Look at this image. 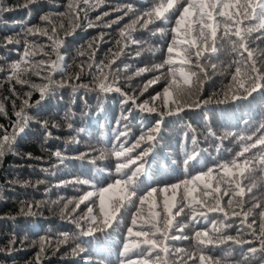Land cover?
Returning <instances> with one entry per match:
<instances>
[{
	"label": "snow or ice",
	"instance_id": "obj_1",
	"mask_svg": "<svg viewBox=\"0 0 264 264\" xmlns=\"http://www.w3.org/2000/svg\"><path fill=\"white\" fill-rule=\"evenodd\" d=\"M40 2L41 0H23L21 5L10 7L5 5L4 0H0V15L17 8L30 9ZM105 3L106 0H68L65 11L41 15L40 20L44 26L34 24L22 28L24 48L20 59L7 63L6 66L0 65V72L6 73L4 81L11 85V96L0 99V115L8 117L5 101H10L12 115L15 117L14 120L8 117L11 131L0 125V159L6 152L13 151L15 139L31 121L28 109L38 106L59 89L71 88L73 94L81 89L85 94L95 92L100 101L109 93H117L123 97L122 104L132 106L128 110L129 114L138 110L140 113L156 114L161 119L153 127L142 130L129 143L132 131L127 123L129 116L121 114L114 129V142L110 149L102 150L98 158L103 159L106 155L114 157L117 174L133 166L135 170L127 180L116 179L114 183L99 190L90 185L89 181L77 179L75 183L89 185L92 190L85 191L78 198L69 199L61 209V217L74 223L79 230V236H88L104 231L118 221L122 223L118 219L121 210L128 212L134 209L126 227L119 264H264V195H256L255 183L244 185L241 180L249 179L257 171V167L261 176H264V122L251 134L229 133L224 137H216L215 132L209 129V135L221 141L228 135L234 136L240 147L230 161L220 166L223 175L215 184L211 182L213 169H208L190 178L148 190L141 196L134 190V179L143 172L144 160L155 147L163 118L179 115L186 108H200L212 102L211 97L207 100L200 99L204 84L211 78L207 70L209 65L204 63L207 59L205 53L235 54L228 63V69L231 70L228 73L230 82L226 86L223 99L216 100V103L235 102L264 88V51L259 50L256 45L257 41L264 43V0H153L139 14L134 5L128 3L112 9L122 13L114 20H104L111 14L108 11L91 19L89 12ZM130 13L134 15V19L119 28L115 49L110 48L104 59L96 60L99 46L108 35L100 31L88 42L87 51L79 52L82 57L87 55V59L76 65L78 71H67L60 52L64 46V37L73 35L77 29H109L113 24L119 25ZM157 21L165 27L152 30L150 25ZM138 29L150 31L152 36L159 35L161 38L170 34V39L164 45L166 52L159 63L137 68L133 73L135 77L146 73L159 74L146 80L138 94H129L120 86L119 74L128 71L131 66L127 63L121 66L117 61L125 55V49L130 45L141 44L133 36ZM29 37H46L48 43H38ZM20 43V39L9 36L0 46ZM135 55L139 57L141 51H137ZM36 56L44 58L33 59ZM211 68L215 72L217 65L212 64ZM56 72L63 73V78L54 79ZM85 72L91 75V81L77 83ZM29 73L40 77L42 82L35 83L28 79ZM128 79H132V76ZM162 79L166 85L162 91L137 102L140 96L154 85H159ZM15 85L27 86L29 90L21 94ZM33 92L40 93V99L35 104L30 102ZM37 123H42V127L47 129L49 122L45 120ZM72 127L69 123L68 128ZM83 132L85 130L81 128L77 134ZM192 143L196 144L195 138ZM196 155L194 150L189 159H194ZM55 156L60 163L64 162L65 157L60 151L55 152ZM79 159L84 160V154ZM91 163L95 165L96 158ZM67 183L70 182H63L56 187L66 186ZM222 184L225 185L223 188ZM181 189L178 200L177 193ZM82 204L86 205L87 210L83 214H77ZM93 205L98 207V211ZM33 207L39 208L40 202L35 205L26 204L21 208V214L38 215ZM173 209H176L175 212ZM182 214L187 220L177 221L176 218ZM201 221L211 226L198 228ZM234 224L233 235L227 229L233 228ZM188 229L192 232L191 236L186 232ZM71 239L68 233H60L55 240L51 236L32 240L31 247L38 248V251L28 264H43L49 258V251L55 255ZM27 240V236L19 239L20 248H17V234L13 233L7 244L0 246V256L7 257L16 251L25 250ZM182 240L193 241L191 251L175 247L171 243ZM221 245L228 248L244 245L249 247L239 257L229 259L230 253L224 249H221L224 251L223 256L212 254ZM84 251L83 247L75 243L71 256H79ZM0 264L6 262L0 261Z\"/></svg>",
	"mask_w": 264,
	"mask_h": 264
},
{
	"label": "trees",
	"instance_id": "obj_2",
	"mask_svg": "<svg viewBox=\"0 0 264 264\" xmlns=\"http://www.w3.org/2000/svg\"><path fill=\"white\" fill-rule=\"evenodd\" d=\"M67 2L68 0H41L30 9L17 8L15 11L0 15V45H3L6 37L9 36L21 40L19 45L0 46V65L6 66L7 63L20 59V53L24 48L23 27L34 24L44 26L40 20L41 15L63 12ZM4 3L6 6L16 7L21 5L23 0H4ZM128 3H132L139 14L149 7L153 0H106L100 8L89 12V17L94 19L95 16L108 11L111 14L104 20H114L122 13L112 9ZM131 19H134V15L130 13L119 25L113 24L109 29H77L73 35L64 37V46L61 47L60 52L64 57L67 71H78L76 65L87 59V55L82 57L79 52L81 50L86 52L88 42L100 31L108 35L99 46L96 60L104 59L110 48L115 49V40L119 38V28L129 23ZM65 24L67 26V21ZM172 24H174V17ZM157 27H165V25L160 24L159 21L150 25L152 30ZM133 36L141 41V44H133L125 49V55L117 61V64L122 66L127 63L131 66L128 71H122L119 74V84L129 94L133 92L138 94L143 83L159 73H146L140 77H135L133 73L137 68L159 63L164 58L166 52L164 45L170 39V34L161 38L159 35L152 36L150 31L138 29ZM29 39L38 43H48L46 37H29ZM256 45L259 50L264 51V43L257 41ZM137 51H141L139 57L135 55ZM234 55L229 52L205 53L207 59L204 63L209 65L207 70L211 78L204 84L200 99L207 100L211 97L212 102L200 108H186L179 115L163 118L155 147L144 160L143 172L134 179V190L138 196L158 186L190 178L208 169H213L211 182L215 184L216 180L223 175L220 166L230 161L240 150L239 141L234 136L228 135L222 141L216 137H224L229 133L251 134L258 129L261 122H264V88L235 102H215L224 97L226 86L230 82L228 73L231 70L228 69V63ZM41 58L44 57L36 56L33 59ZM212 64L217 65L215 72L211 68ZM5 75L6 73L0 72V83H2L0 99L11 96L9 91L11 85L4 81ZM129 76H132V79H128ZM27 78L35 83L42 82L40 77L31 73ZM53 78L60 80L63 78V73L56 72ZM90 81L91 75L85 72L77 83ZM164 86L166 85L162 79L159 85L149 88L137 102L156 95ZM15 87L21 94L29 90L27 86L15 85ZM39 99L40 93L33 92L30 102L35 104ZM122 100L123 97L117 93H109L103 101H100L95 92L85 94L81 89L73 94L71 88H63L38 106L28 109V114L32 117L31 121L15 139L13 151L6 152V155L0 159V246L6 245L13 233L17 234V248H20L19 239L27 236L28 240L24 245L25 250L16 251L7 257L0 256V261H5L6 264H28L38 251V248L31 247L32 240H38L43 236H51L55 240L60 233H68L72 237L69 243L62 245L55 255L49 251L47 253L49 258L44 260L43 264H98V262L99 264H119L126 227L130 223L131 211L134 209L128 212L121 210L118 219L122 220V223L118 221L104 231L88 236H79V230L74 223L61 217V209L69 199L78 198L85 191L92 190L89 185L75 183L77 179L87 180L90 185L99 190L114 183L116 179L127 180L135 170L133 166L117 174L115 158L106 155L105 158L99 159L100 152L110 149L114 142V129L117 127L116 122L121 118V114L129 116L127 123L132 130L129 143L134 141L142 130L153 127L161 118L156 114L140 113L138 110H133L129 114L128 110L132 106L122 104ZM5 109L8 117L14 120L10 101H5ZM8 117L0 115V125H4L11 131ZM45 120L49 122L47 129L42 127V123H37V121ZM69 123L72 124V129L68 128ZM81 128L85 132L77 134ZM209 129L215 132L216 137L209 135ZM193 138L196 139V144L192 143ZM194 150L197 155L194 159H189V155ZM57 151L65 157L63 163L56 158ZM29 153L30 156L27 155ZM81 154H84V160L79 159ZM93 158H96L95 165L91 163ZM241 180L244 185L255 183L256 195L258 197L264 195V176H261L258 167L249 179L241 178ZM66 181L70 183L63 187H56ZM224 186L221 185L222 188ZM226 200L227 197H225ZM36 202H40V207H33V211L38 215L21 214L22 207L26 204L35 205ZM93 206L98 211V207ZM86 210V205L82 204L77 214H83ZM175 210L173 209L174 212ZM176 219L184 222L187 217L182 214ZM235 222L238 223V220ZM210 226L203 221L197 225L198 228ZM186 232L189 236L192 235L190 229ZM227 232L234 235L235 224L233 228L227 229ZM75 243H78L85 251L79 256L72 257L71 249ZM171 243L175 247L192 250L193 241L191 240ZM248 247L244 245L239 248L235 246L228 248L221 245L212 254L223 256L224 251L221 249H224L230 253L229 259H232L245 253Z\"/></svg>",
	"mask_w": 264,
	"mask_h": 264
},
{
	"label": "rangeland",
	"instance_id": "obj_3",
	"mask_svg": "<svg viewBox=\"0 0 264 264\" xmlns=\"http://www.w3.org/2000/svg\"><path fill=\"white\" fill-rule=\"evenodd\" d=\"M182 191V189L181 190H178V193H177V198L179 199V196H180V192Z\"/></svg>",
	"mask_w": 264,
	"mask_h": 264
}]
</instances>
